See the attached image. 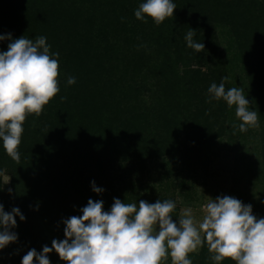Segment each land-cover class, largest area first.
Listing matches in <instances>:
<instances>
[{
    "label": "trees",
    "instance_id": "obj_1",
    "mask_svg": "<svg viewBox=\"0 0 264 264\" xmlns=\"http://www.w3.org/2000/svg\"><path fill=\"white\" fill-rule=\"evenodd\" d=\"M143 2L0 0V35L44 36L60 65V92L24 123L19 164L0 141V173L10 177L6 189L0 174V204L25 217L15 218L17 240L0 249V264H21L29 250L63 240V221L80 216L89 199L102 200L104 211L114 199L155 203L121 187L127 173L116 163L125 157L140 160L139 173L148 160L176 161L187 181L166 194L194 199L195 178L184 171L205 169L214 151L251 137L233 129L240 123L234 107L207 102L208 88L223 77L226 90L242 88L258 113L260 126L251 129L264 172V0H172L173 18L159 26L135 19ZM189 30L204 51L187 47ZM9 42L0 41V52ZM189 258L213 264L206 246ZM48 259L64 264L54 251Z\"/></svg>",
    "mask_w": 264,
    "mask_h": 264
},
{
    "label": "clouds",
    "instance_id": "obj_2",
    "mask_svg": "<svg viewBox=\"0 0 264 264\" xmlns=\"http://www.w3.org/2000/svg\"><path fill=\"white\" fill-rule=\"evenodd\" d=\"M176 5L172 0H144L134 11L135 19L161 25L173 18ZM123 19V18H122ZM195 31L185 36L187 47L196 53L204 51V44L194 40ZM9 40L6 51L0 52V141L14 162L20 163L19 146L24 123L29 115L39 117L46 105L60 92L59 53L50 51L47 38L34 41L22 36L12 40L11 35H0V41ZM223 77L220 84L208 88V103L223 101L229 109L235 108L239 124L233 129L244 133L259 128L257 111L250 110L242 88L226 90ZM75 77H68L67 85ZM66 97H61V101ZM206 115L208 113H205ZM2 174V173H0ZM96 194L103 192L92 182ZM172 200L148 203H125L119 199L109 211L103 201L89 199L80 209V216L63 221L64 239H53L51 247L44 246L40 253L31 249L21 264H50L48 254L54 251L64 264H193L190 254L207 247L213 264L228 260L233 264H264V218L252 214L251 205L230 197L206 199L201 218L193 209L181 210L177 221ZM16 217L24 221L19 208L5 212L0 204V249L16 242Z\"/></svg>",
    "mask_w": 264,
    "mask_h": 264
},
{
    "label": "rangeland",
    "instance_id": "obj_3",
    "mask_svg": "<svg viewBox=\"0 0 264 264\" xmlns=\"http://www.w3.org/2000/svg\"><path fill=\"white\" fill-rule=\"evenodd\" d=\"M239 86L241 85L239 84ZM247 132L251 137H248L245 143L232 142L227 148L214 151L205 169L192 173L184 171L187 176L195 178L193 181L194 199H188L178 194H175L173 198L166 194V190L171 192L174 189L171 186L178 187L187 181V178L182 177V174L178 176L180 173H178L179 168L175 167L176 161L166 158L148 160L143 164L142 173L138 172L142 167L138 158L125 157V160H119L116 166L121 167V170L118 171L128 174H125L120 185L129 188V190L135 188L142 195H147L150 201L161 200L160 198L164 197H169L166 200L171 198L177 205L172 217L174 222L177 221L181 210L188 207L192 208L196 218L200 219L201 209L206 203V199L215 200L222 196L234 197L245 205H251L252 214L257 219L264 218V172L260 168L261 159L255 152V132L251 128ZM132 172H134L133 175ZM255 175L258 177L256 178ZM188 181L190 182V180ZM1 184L4 188L9 189L10 177L5 173L2 174ZM165 264H171L170 258Z\"/></svg>",
    "mask_w": 264,
    "mask_h": 264
}]
</instances>
